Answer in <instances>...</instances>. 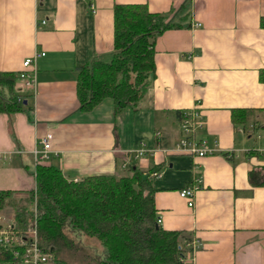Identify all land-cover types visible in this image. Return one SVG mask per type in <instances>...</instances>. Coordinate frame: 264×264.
Masks as SVG:
<instances>
[{"label": "crops", "instance_id": "obj_1", "mask_svg": "<svg viewBox=\"0 0 264 264\" xmlns=\"http://www.w3.org/2000/svg\"><path fill=\"white\" fill-rule=\"evenodd\" d=\"M186 1L0 0V71L19 74L26 58L45 52L37 92L24 96L32 121L0 113V190L35 188L33 151L51 133L45 163L68 180L131 174V164L158 172L151 178L161 227L200 243L190 264H264V184L250 182L251 171L264 182V0H191L180 12ZM136 3L183 26L157 38L155 75L136 110L115 117L107 98L81 111L77 65L111 59L114 6ZM194 107L204 123L197 136L217 142L216 154L169 151L182 136L181 112ZM234 108L260 111L243 127L232 122ZM143 143L154 151L136 157ZM193 184L200 187L190 207L180 191Z\"/></svg>", "mask_w": 264, "mask_h": 264}, {"label": "trees", "instance_id": "obj_2", "mask_svg": "<svg viewBox=\"0 0 264 264\" xmlns=\"http://www.w3.org/2000/svg\"><path fill=\"white\" fill-rule=\"evenodd\" d=\"M190 1L181 6L180 12L188 9ZM113 12L111 59L78 64L76 70L80 110L91 111L110 98L117 117L128 108L136 110L145 96L156 71L157 38L183 24L169 19L167 13L150 11L146 3L115 4ZM17 79L15 72L0 71V113L13 116L24 112L32 121L34 106L28 102L29 96L20 100L15 90ZM260 81L264 82V69ZM258 111L234 108L232 122L247 127ZM259 127L264 129V122ZM129 171L131 174L92 175L73 181L59 167L37 163L36 186L27 192L25 202L12 200L16 191L0 190V212L7 206L14 207L16 226L26 229L34 216L31 207L35 201L39 244L53 253L52 264H184L182 258L193 251L192 233L162 228L152 171L143 173L134 164ZM250 182L264 184L255 171L250 172ZM68 226L97 239L106 251L105 257L94 258L85 252L69 235ZM10 260L9 254L0 253V264Z\"/></svg>", "mask_w": 264, "mask_h": 264}, {"label": "built area", "instance_id": "obj_3", "mask_svg": "<svg viewBox=\"0 0 264 264\" xmlns=\"http://www.w3.org/2000/svg\"><path fill=\"white\" fill-rule=\"evenodd\" d=\"M41 23L45 24L46 20H42ZM44 55L45 52H36L33 56L23 61V68L18 74L15 85L16 92L21 95L20 100L27 93L32 96L36 94L38 89L36 61ZM203 124L202 114L199 108L194 107L183 110L180 119L182 136L169 151L199 157L218 153L220 150L217 142L212 144L207 138L197 136ZM52 140L53 136L51 133H47L38 140V147L33 151L36 163H45L50 159ZM153 151L154 149H147L143 143L142 147L136 151V157H142L146 153ZM231 154L232 151L227 152L226 156L230 158ZM152 176L158 177L160 174L154 172ZM200 181L201 179L199 178L198 182ZM199 187V184H193L180 191V196L188 201L190 207L194 206L195 193ZM31 208L34 216L26 229H20L16 226L14 220H5L0 216V253L5 252L12 257V260L5 264H52L54 260L53 253L45 251L39 244L37 226L38 209L35 201ZM158 222L160 223V217H158ZM191 246L193 247V251L188 252L182 258L184 264L191 263L195 251L200 247V243L194 239Z\"/></svg>", "mask_w": 264, "mask_h": 264}, {"label": "rangeland", "instance_id": "obj_4", "mask_svg": "<svg viewBox=\"0 0 264 264\" xmlns=\"http://www.w3.org/2000/svg\"><path fill=\"white\" fill-rule=\"evenodd\" d=\"M263 132H264V129H262V131H260L258 134H262ZM258 134H256V136ZM27 196L28 195L26 194H15L12 197V200L17 201V202L20 201L23 203L25 202V199L27 198ZM14 210H15L14 207L7 206L4 210L0 212V216H4L6 218L13 220L14 213H15ZM67 230L70 233L69 235L74 236L76 241L79 243V245L83 247L85 252H87L90 256H93L94 258L105 257L106 251L97 239L83 235L79 231L72 230L69 226L67 227ZM89 264H93V261L90 262Z\"/></svg>", "mask_w": 264, "mask_h": 264}]
</instances>
